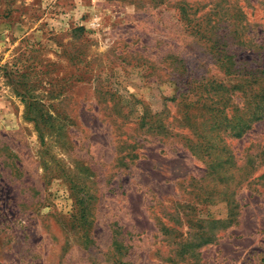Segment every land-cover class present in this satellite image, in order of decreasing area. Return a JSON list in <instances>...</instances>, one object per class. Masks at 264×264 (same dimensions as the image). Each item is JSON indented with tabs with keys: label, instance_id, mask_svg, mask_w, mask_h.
I'll return each mask as SVG.
<instances>
[{
	"label": "rangeland",
	"instance_id": "1",
	"mask_svg": "<svg viewBox=\"0 0 264 264\" xmlns=\"http://www.w3.org/2000/svg\"><path fill=\"white\" fill-rule=\"evenodd\" d=\"M261 70L264 0H0V264H264Z\"/></svg>",
	"mask_w": 264,
	"mask_h": 264
},
{
	"label": "trees",
	"instance_id": "2",
	"mask_svg": "<svg viewBox=\"0 0 264 264\" xmlns=\"http://www.w3.org/2000/svg\"><path fill=\"white\" fill-rule=\"evenodd\" d=\"M260 72L264 74V70ZM249 74L251 76H249L248 81H244L245 83L241 87L235 85L231 87L242 91L239 100L242 102L241 110L237 107L232 113L226 112V105H221L219 98L205 105L207 110L214 115L211 116L208 129L218 138L224 136L240 137L251 127L253 122L264 120V75ZM212 103L215 104L214 107H211Z\"/></svg>",
	"mask_w": 264,
	"mask_h": 264
}]
</instances>
